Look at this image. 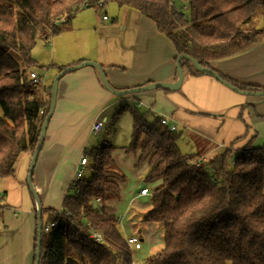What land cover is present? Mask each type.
<instances>
[{"label":"trees","instance_id":"trees-1","mask_svg":"<svg viewBox=\"0 0 264 264\" xmlns=\"http://www.w3.org/2000/svg\"><path fill=\"white\" fill-rule=\"evenodd\" d=\"M175 1L0 0V181L13 177L23 153L34 152L49 110L52 87L43 90L30 78L35 65L31 51L38 40L63 31L81 10L108 3L135 10L171 43L176 61L185 55L238 91L264 93L209 66L264 43V31L255 28L256 19L264 16V0H185L187 14ZM188 58L178 62L182 73L207 74ZM129 113L130 139L122 150L136 156L135 167L147 164L142 184L149 206L138 213V223L162 232L161 246L140 264H264V146H252L251 138L237 154L227 148L201 162L180 153L175 144L179 134L162 125L160 117L136 109ZM114 150L107 142L89 150L91 177L69 185L60 211L40 205L38 264L133 263L119 218L106 212L108 200H120L118 182L124 181ZM48 223L53 226L44 232ZM35 243L36 229L32 264Z\"/></svg>","mask_w":264,"mask_h":264},{"label":"crops","instance_id":"crops-1","mask_svg":"<svg viewBox=\"0 0 264 264\" xmlns=\"http://www.w3.org/2000/svg\"><path fill=\"white\" fill-rule=\"evenodd\" d=\"M99 10H81L70 21L69 29L42 42L43 51L33 56L32 49L31 57L40 70L31 68V73L42 78L43 90L52 86L60 67L86 61L100 66L114 91L154 83L171 86L177 82L180 74L176 68V52L150 20L135 10L119 8L113 3L101 8L103 12ZM103 16L107 19L103 20ZM261 18L256 19L255 28L264 31L259 27ZM43 45L50 49L45 50ZM209 66L238 85L264 90V43L212 61ZM121 97L103 87L94 67L78 65L60 76L44 141L33 164L31 187L27 184L31 152L19 157L13 177L1 184L4 194L0 196V264H32L36 202L30 190L42 208L60 211L82 153L96 147H88L95 134L90 127L97 121L103 126L111 107L128 112L143 110V113L165 119L179 134L175 144L180 153L196 155L201 162L227 148L237 154L251 138L252 146H264V96L236 92L212 75L182 73L176 90L156 89L126 95L132 100L133 108L123 106ZM117 120L113 116L111 121L116 124ZM113 147L112 158L118 172L123 164L127 165V159L135 169L143 164L135 167L136 156L130 154L131 159L124 160L129 154ZM124 147L127 145L120 148ZM123 184L118 182L120 192ZM132 198H142L145 205L137 206L141 212L148 209L147 200L143 201L147 197L137 194ZM127 206L121 198L106 202V212L119 218V230L124 238L136 236L127 229L129 224L125 225L126 217L132 215ZM135 216L133 214V219ZM146 229L149 228L144 226L137 231L141 243V235L147 234Z\"/></svg>","mask_w":264,"mask_h":264},{"label":"rangeland","instance_id":"rangeland-1","mask_svg":"<svg viewBox=\"0 0 264 264\" xmlns=\"http://www.w3.org/2000/svg\"><path fill=\"white\" fill-rule=\"evenodd\" d=\"M175 6L178 9H180L184 14H187V6L185 3V0L175 1ZM90 12L92 14L95 13L93 12V10H91ZM98 12H103V10L100 9ZM69 25H70V22L66 23L62 27V30L69 29L70 27ZM259 27L264 29V16L259 21ZM42 42L43 41L41 40L37 41L34 47L33 56H35L37 53H39L43 49V47H41ZM44 49L48 50L50 49V47L46 48L44 46ZM32 69L40 70L37 64H35L32 67ZM121 98L123 99V106L126 104L128 107H131V108L134 107L132 100L127 99L126 96H122ZM119 111H120L119 108H116V110L115 108L113 109L112 107L109 108L108 113H107L108 115L107 120L105 121V123H103V126L100 132H98L97 134H92V137L90 140L91 144H89L88 147L97 146V143L102 144L103 142H107L110 144L111 142L113 146L118 147L117 150L122 151L120 147L128 145V142L130 139V133H131V116L127 110L124 111L123 113L117 114ZM138 111L143 112V110H138ZM0 115H1V110H0ZM113 116H116L118 118L116 124L111 121ZM126 158L131 159V155L130 154L129 156L125 155L123 159L125 160ZM128 160L129 159H127V165L123 164V167L122 166L120 167V172H119L120 175L124 177V181L121 182V184L124 182L123 187H122V192H120L121 202L125 200V204H127L128 205L127 207L131 210L129 214L132 213L131 217L130 216L126 217L125 225L126 223L129 224V226H127V229L131 230V232L135 234L136 236L139 235V233H137L138 229L144 228V226L150 229V230L149 229L145 230L147 231V234L141 235L142 236L141 238L143 239V242L141 243L142 248L136 251H131L132 253L135 252L134 256L132 255V261H133L132 264H140L146 256L156 251L159 248V245H161L160 244L161 235L159 234L161 233L160 232L161 230L157 229L154 225L152 226L151 224H146L144 226H141L138 223V220H139L138 213L141 212V210H140V207H137V206L138 205L143 206L145 204L142 202V198L133 199L132 197L136 196L140 190V185L142 184V180L146 172L147 166L144 165L146 162H143L140 168L135 169L134 167L131 166L130 163H128ZM90 177H91V172L88 168H86L84 170L83 178L85 180H89ZM2 182L3 181H0V196H3L4 194V187L1 185ZM0 205H2V201ZM133 214L136 215L134 217L135 220L132 217ZM1 223H2V219L0 216V227H1ZM123 235L125 236V233H123ZM149 246L150 248H148Z\"/></svg>","mask_w":264,"mask_h":264},{"label":"water","instance_id":"water-1","mask_svg":"<svg viewBox=\"0 0 264 264\" xmlns=\"http://www.w3.org/2000/svg\"><path fill=\"white\" fill-rule=\"evenodd\" d=\"M188 58L187 56L185 55H182V56H179L177 61H176V68L177 70L179 71V79L177 80V82L174 84V85H167V84H163V83H154V84H149V85H146V86H141V87H136V88H131V89H127V90H121V91H114L112 88H110V86L108 85V82L106 81L104 75H103V72H102V69L100 68V66L94 62H91V61H86V62H83L81 63L79 66L80 67H94L98 70L99 74H100V77L102 79V82H103V87L109 92L111 93L112 95L114 96H126V95H130V94H133V93H140V92H146V91H151V90H156V89H160V88H168L170 90H176L180 83H181V80H182V71L179 69V65H178V62L181 58ZM189 59V58H188ZM193 64L194 66L197 68V70L201 71L202 73H207V74H210L212 75L214 78H216L220 83H222L223 85H225L226 87L236 91V92H239V93H242V94H250V95H256V96H264V93H261V92H257V93H250V92H241V91H238L236 88H234L233 86H231L230 84L222 81L214 72H212L211 70H208V69H202L198 66V64L189 59ZM69 70L66 69L64 70L63 72L59 73L53 80L52 82V90H51V100H50V105H49V110H48V114L46 115V117L44 118L43 120V123L41 125V129H40V137H39V144L38 146L36 147V149L34 150V152L32 153V158H31V162H30V166H29V170H28V178H27V184L28 186L31 187V175H32V168H33V164H34V161L37 157V154L40 150V147L44 141V135H45V131H46V127L48 125V122H49V119L51 117V114H52V111H53V107H54V100H55V94H56V86H57V82H58V79L60 78V76L64 73H66L67 71ZM144 184H141V188L143 187ZM31 191V194H32V197L33 199L35 200L36 202V213H37V217H36V243H35V247H36V261H35V264H38V258H39V255H40V237H41V211H40V202L38 200V198L36 197L35 193ZM147 198H144L143 201H146Z\"/></svg>","mask_w":264,"mask_h":264},{"label":"built area","instance_id":"built-area-1","mask_svg":"<svg viewBox=\"0 0 264 264\" xmlns=\"http://www.w3.org/2000/svg\"><path fill=\"white\" fill-rule=\"evenodd\" d=\"M102 19L106 20L107 17L103 16ZM30 78L32 79L33 82L42 84V78L37 76L35 73H30ZM161 124L166 126L170 131L175 130L173 126H169L167 124V121L165 119L161 118ZM101 128H102V122L97 121L91 125L90 130L92 133L97 134L98 132H100ZM88 154H89V151L87 150L82 153L80 160L78 162V166L74 171V177L71 183L76 182L77 180H80L81 178H83L85 167L88 164ZM148 194L149 193L146 187L140 188L138 192V196L140 197H147ZM52 226H53L52 223H48L46 226H44L43 231L47 232ZM91 237L95 239L97 242H100L101 240L100 236L96 233H93ZM125 240L128 244L130 251H136L141 248V240L138 238V236H128L125 238Z\"/></svg>","mask_w":264,"mask_h":264}]
</instances>
